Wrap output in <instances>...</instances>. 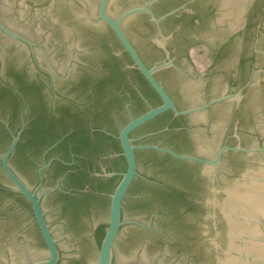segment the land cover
I'll return each mask as SVG.
<instances>
[{
  "label": "water",
  "instance_id": "95a60500",
  "mask_svg": "<svg viewBox=\"0 0 264 264\" xmlns=\"http://www.w3.org/2000/svg\"><path fill=\"white\" fill-rule=\"evenodd\" d=\"M145 1L0 0V47L29 51L12 40L32 49L37 46L30 41L33 40L41 44L43 54L104 64L108 60L107 51L114 50L122 62L128 64L120 54L117 37L133 61V67L154 70L175 67L170 60L148 68L140 57L153 64L161 54L149 44V39L154 38L153 30L143 17L137 15H149L153 22L159 24L175 14L173 11L158 19L150 6L161 0L137 6ZM193 7L201 17L200 23L185 28L181 34L177 33L178 37L167 38H171L168 45L175 48L182 68L191 73L216 71L218 78L242 82L252 78L253 84L264 86V54L255 51L264 52V0H201ZM163 29L170 34L172 23L165 24ZM157 39L154 38V41ZM186 51L192 57L195 68L185 58ZM218 51L222 58L216 62L214 56ZM36 53L41 52L36 50ZM212 66L214 68L210 70Z\"/></svg>",
  "mask_w": 264,
  "mask_h": 264
},
{
  "label": "flooded vegetation",
  "instance_id": "af4514ba",
  "mask_svg": "<svg viewBox=\"0 0 264 264\" xmlns=\"http://www.w3.org/2000/svg\"><path fill=\"white\" fill-rule=\"evenodd\" d=\"M150 1H152V0H146L144 3H142L141 5H137V6H144L145 4H147ZM200 1L201 0H161L158 3H156V4H153L152 6H150V9L154 12V14L156 15V17L158 19L163 18L167 14L175 11L174 15L163 19L159 24L153 22L149 15H146V14L137 15L138 17L139 16L143 17L147 21V25L154 32V35H153L154 38L160 39V40L157 39V41H154V38L153 39H149V44L153 47V49L155 51H157V52H159L161 54V57L158 58L157 60H155L153 64L147 63L144 60V58L140 55V53L138 52L140 57H141V59L147 65L148 68H152L153 66L158 65V64L168 63L171 60L175 64V67H169V68H167L165 70H162V71H167L168 70V71H173V72L195 74V75L215 77V78L219 77V73L216 72V71L208 72V73H201L199 71H195L194 73H191V72L187 71L186 69H183L182 66H181V63H179V60L176 57L177 53H176L175 48L168 45V41L171 38L173 39L175 37H178L179 34H177V33L181 34L182 31L185 28L190 27V26L191 27L197 26L200 23L201 17L199 16L197 11L193 7V6H195L196 3H199ZM131 8H133V7H131ZM137 16H135V17H137ZM170 23H172V25H173V31L169 34V33L165 32V30L163 29V26L165 24H170ZM4 25H5V23H4ZM7 28H9V27H7ZM123 29H124V27H123ZM17 34H19V33H17ZM113 34H114V32H113ZM19 35H21V34H19ZM126 35H127V33H126ZM21 36H23V35H21ZM114 36L116 37L115 34H114ZM170 36H172V37L170 39H167ZM5 37L7 38V40H9V38L7 36H5ZM186 39L187 38H185V40ZM28 40H30V39H28ZM116 40H117V42H118V44H119V46L121 48L120 54H122L126 58V60L128 61V64H124L122 62V60H121V57L119 55H117V53L114 50L107 51L106 60L107 59L108 60L106 61V64L133 67L134 63L131 60L129 54L127 52H125L123 46L121 45V43H120V41L118 40L117 37H116ZM129 40L131 41L130 38H129ZM12 41L17 42V43H19L20 46L29 49L30 52H36V50H39L42 54L44 52V49L41 46V44L36 42V41L30 40L31 42L37 44V46H34L33 49L30 48L28 45L23 44V43H21V42H19L17 40H12ZM186 42H187V40H186ZM131 43L135 47V45L133 44L132 41H131ZM161 46H164L166 50L163 47H161ZM189 48L190 47L187 48V51L189 50ZM135 49L137 50L136 47H135ZM166 51L169 53V57H168ZM187 51H186V55H185L186 57L185 58L188 59V61L191 64H193V66L195 68L196 67L195 63L193 62L192 57L189 55V53L187 54ZM255 51L257 52V54H262V55L264 54V52L258 51L257 49H255ZM221 58H222V54H221L220 51H218L217 54L214 56V59H215L216 62H218ZM213 68L214 67L212 66V68H210V70L213 69ZM243 82H247V83H252L253 84L252 78L244 80Z\"/></svg>",
  "mask_w": 264,
  "mask_h": 264
}]
</instances>
